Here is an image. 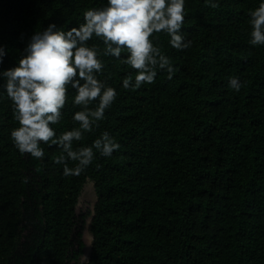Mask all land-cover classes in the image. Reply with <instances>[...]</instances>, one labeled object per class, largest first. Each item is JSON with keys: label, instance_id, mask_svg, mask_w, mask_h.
<instances>
[{"label": "trees", "instance_id": "1", "mask_svg": "<svg viewBox=\"0 0 264 264\" xmlns=\"http://www.w3.org/2000/svg\"><path fill=\"white\" fill-rule=\"evenodd\" d=\"M100 0H0V70L18 60L34 30L49 22L70 28ZM258 0H185L174 49L163 31L153 43L175 68H157L151 83L124 89L136 69L103 56L99 79L116 89L105 116L73 148L107 130L120 147L94 154L79 175H62L56 145L40 158L21 154L10 130L11 101L0 97V264H264V45L248 43L249 9ZM123 50L121 56H126ZM241 87H228L230 76ZM66 93L60 132L78 126ZM94 102L88 107H93ZM72 167L75 161H67ZM27 177V180H25ZM87 180L97 201L77 212ZM93 237L82 262L84 229Z\"/></svg>", "mask_w": 264, "mask_h": 264}, {"label": "clouds", "instance_id": "2", "mask_svg": "<svg viewBox=\"0 0 264 264\" xmlns=\"http://www.w3.org/2000/svg\"><path fill=\"white\" fill-rule=\"evenodd\" d=\"M205 3L216 7V0ZM184 6L185 0H100L99 6L83 10V22L77 26L66 28L49 22L39 31L34 30L16 63L0 70V97L6 95L11 101L12 118L18 122V127L9 133L14 147L21 154L40 158L44 155L40 142L56 145L62 154L54 162L62 166L64 176L79 175L91 164L95 153L111 156L120 145L107 130L91 144L73 148L74 140L79 141L104 118L117 95L114 87L98 78L104 62L96 44L86 42L98 37L103 43V56L115 57L137 70L121 77L124 89L151 83L157 68L171 79L175 68L153 43L155 37L150 36L163 31L172 48H187L191 41L181 32ZM248 17V43L264 45V0L249 9ZM122 46L127 52L123 57ZM5 54L0 44V63ZM241 83L236 75L227 81L235 91H239ZM66 93L72 94L73 106H81L71 117L79 123L57 135L50 125L61 119ZM93 102L94 106L88 107ZM67 161L75 163L69 167Z\"/></svg>", "mask_w": 264, "mask_h": 264}, {"label": "rangeland", "instance_id": "3", "mask_svg": "<svg viewBox=\"0 0 264 264\" xmlns=\"http://www.w3.org/2000/svg\"><path fill=\"white\" fill-rule=\"evenodd\" d=\"M97 201L94 183L91 180H87L85 183L81 195L79 197V202L77 205V212L78 213H85V212H92L94 209V205ZM90 221L86 224L84 229V241L86 243L85 255L82 257V262H86L88 260L87 255L89 254L88 249L92 244V235L89 230Z\"/></svg>", "mask_w": 264, "mask_h": 264}, {"label": "flooded vegetation", "instance_id": "4", "mask_svg": "<svg viewBox=\"0 0 264 264\" xmlns=\"http://www.w3.org/2000/svg\"><path fill=\"white\" fill-rule=\"evenodd\" d=\"M87 223H88V222H87ZM85 227H86V226H85ZM83 240H84V237H83ZM84 243H85V241H84ZM85 249H86V243H85V248L83 249V250H84V255H85V252H86ZM84 255H83V256H84ZM83 256H82V257H83Z\"/></svg>", "mask_w": 264, "mask_h": 264}, {"label": "water", "instance_id": "5", "mask_svg": "<svg viewBox=\"0 0 264 264\" xmlns=\"http://www.w3.org/2000/svg\"><path fill=\"white\" fill-rule=\"evenodd\" d=\"M92 239H93V237H92ZM90 251H91V245H90V247H89V249H88V252L90 253ZM87 258H89V254L87 255Z\"/></svg>", "mask_w": 264, "mask_h": 264}]
</instances>
